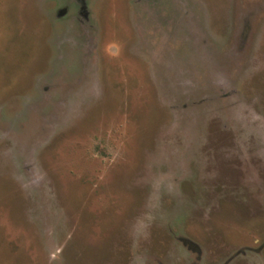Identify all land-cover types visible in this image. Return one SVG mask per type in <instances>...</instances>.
<instances>
[{"label":"rangeland","instance_id":"374dc122","mask_svg":"<svg viewBox=\"0 0 264 264\" xmlns=\"http://www.w3.org/2000/svg\"><path fill=\"white\" fill-rule=\"evenodd\" d=\"M0 264H264V0H0Z\"/></svg>","mask_w":264,"mask_h":264}]
</instances>
